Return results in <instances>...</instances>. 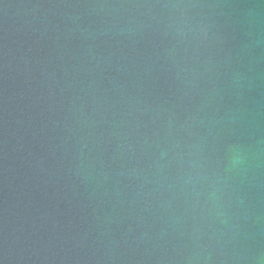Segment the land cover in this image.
Returning <instances> with one entry per match:
<instances>
[{
    "label": "water",
    "instance_id": "water-1",
    "mask_svg": "<svg viewBox=\"0 0 264 264\" xmlns=\"http://www.w3.org/2000/svg\"><path fill=\"white\" fill-rule=\"evenodd\" d=\"M0 264H264V0H0Z\"/></svg>",
    "mask_w": 264,
    "mask_h": 264
}]
</instances>
